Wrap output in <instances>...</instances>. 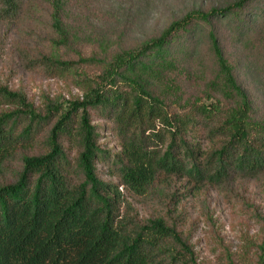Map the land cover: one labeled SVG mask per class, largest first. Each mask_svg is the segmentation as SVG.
Listing matches in <instances>:
<instances>
[{
	"label": "trees",
	"instance_id": "obj_1",
	"mask_svg": "<svg viewBox=\"0 0 264 264\" xmlns=\"http://www.w3.org/2000/svg\"><path fill=\"white\" fill-rule=\"evenodd\" d=\"M81 1L0 0V25L48 13L52 52L27 66L81 91L36 104L0 85V264H199L170 210L182 198L147 218L134 202L174 179L191 192L238 179L264 188V23H252L264 21L262 0L193 8L101 53L77 45ZM222 24L249 35L243 58L225 49ZM96 116L117 152L100 143Z\"/></svg>",
	"mask_w": 264,
	"mask_h": 264
},
{
	"label": "rangeland",
	"instance_id": "obj_2",
	"mask_svg": "<svg viewBox=\"0 0 264 264\" xmlns=\"http://www.w3.org/2000/svg\"><path fill=\"white\" fill-rule=\"evenodd\" d=\"M232 1L82 0L72 5L73 9L77 8V14H84L75 16L77 45L86 53L93 50L101 53L116 45L123 33L128 35V39L135 38L140 42L146 35L160 32L176 14H185L193 8L207 10ZM249 8L247 11H251L252 18L256 5ZM259 8L264 11V0ZM32 12L46 14L47 17L37 21ZM48 19L47 12L36 9L28 12L18 25H0V85L23 92L36 104L44 99H61L67 103L81 96L76 85L50 75L43 67L27 66L28 60L49 56L52 52ZM262 20L254 19L252 22L255 33L263 26ZM219 29L225 49L234 59L243 58L247 54L249 35L235 34L226 24L220 25ZM243 32L246 31L243 29ZM94 123L101 129L100 143L113 152L120 150L109 125L97 116ZM21 168L20 163L13 164L1 182H11ZM155 195L136 200V209L147 218L153 213L167 211L165 207L168 202L172 203V197L174 202L182 198L175 209L177 211L174 212L173 207L170 210L180 220L179 230L190 239L199 264H264V188L261 184L238 179L233 183L207 185L191 192V185L174 179L160 184ZM184 195H187L185 199Z\"/></svg>",
	"mask_w": 264,
	"mask_h": 264
}]
</instances>
